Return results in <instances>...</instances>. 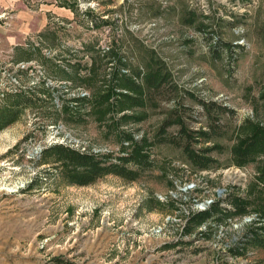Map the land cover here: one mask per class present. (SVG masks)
I'll return each mask as SVG.
<instances>
[{"label": "rangeland", "instance_id": "rangeland-1", "mask_svg": "<svg viewBox=\"0 0 264 264\" xmlns=\"http://www.w3.org/2000/svg\"><path fill=\"white\" fill-rule=\"evenodd\" d=\"M20 92L31 103L0 129V264H264V146L234 154L255 128L264 137V0H0V105ZM168 117L205 131L190 145L210 148L207 189L241 213L185 222L164 196L197 170L168 142L134 179L83 186L43 154L120 155Z\"/></svg>", "mask_w": 264, "mask_h": 264}, {"label": "trees", "instance_id": "trees-1", "mask_svg": "<svg viewBox=\"0 0 264 264\" xmlns=\"http://www.w3.org/2000/svg\"><path fill=\"white\" fill-rule=\"evenodd\" d=\"M158 72L149 73L145 76V86L156 88L162 84V76L159 70ZM136 86V87H135ZM129 88V87H128ZM132 90H139L137 85H134ZM31 102L24 93H14L7 97L6 103L0 105V129L13 123L19 114V112L25 107L29 106ZM170 125H177L179 127L178 139H174L170 135H167V127ZM194 136L206 137V133L203 130L197 129L191 132L183 127L182 122L176 117H168L159 126V129L155 133V138L150 142L145 138L133 139L131 136H126L127 146L123 147L120 155L114 156L112 153L94 154L92 152L85 153L77 148H73L66 144H52L43 151L51 157L53 164L59 165L63 168L64 175L68 182L72 185H88L95 179L106 176V174H113L126 179H134L138 172L150 167L151 161L149 158L150 147L153 143L168 142L174 147L181 148L184 156L186 157L189 165L195 170L207 169L213 162V158L208 156L209 149H193L190 145V140L194 139ZM181 138L183 142H181ZM264 146V137L259 135L257 128L253 131L251 137L245 139L243 144L239 148L234 150V154L237 156L238 164L241 160H245L257 147ZM264 151V147H263ZM131 166V167H130ZM264 173V171H263ZM235 200V199H234ZM228 200L226 199V202ZM241 201H233V210L223 209L218 203L211 205V208L197 212L188 221L193 227L198 224L212 218L214 213L226 216L227 214H239L244 210V206ZM264 215V210L262 211ZM252 242L261 243L262 239L258 236L252 238Z\"/></svg>", "mask_w": 264, "mask_h": 264}, {"label": "built area", "instance_id": "built-area-1", "mask_svg": "<svg viewBox=\"0 0 264 264\" xmlns=\"http://www.w3.org/2000/svg\"><path fill=\"white\" fill-rule=\"evenodd\" d=\"M187 168V166H183ZM209 169H199L197 170V174L195 173L194 177H189L187 174L181 177L180 181L174 182L175 189H171L168 191L167 195L164 196V200L169 198L170 200L177 201L182 207V211H186V215L184 221L188 223L189 219L193 217L197 212L206 211L211 208V205L218 203V205L223 209H230V206L226 204V198L228 193L223 194L225 192L224 188H216L213 190V194L210 195V191L207 189V180L214 177L215 174L212 171H208ZM186 173L190 174L188 171ZM207 176V179L204 177ZM222 177H227L230 181H237L240 179L239 170L235 169H225L224 172L221 173ZM235 184V183H234ZM185 194H190L186 203H182L180 200L186 199ZM220 194H222L220 196ZM183 196V197H182ZM160 199H163L159 196ZM159 230V228H158Z\"/></svg>", "mask_w": 264, "mask_h": 264}]
</instances>
